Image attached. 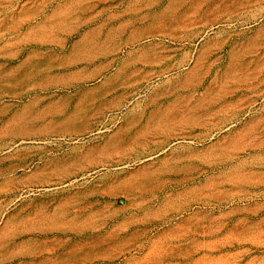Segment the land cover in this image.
<instances>
[{"label":"rangeland","instance_id":"374dc122","mask_svg":"<svg viewBox=\"0 0 264 264\" xmlns=\"http://www.w3.org/2000/svg\"><path fill=\"white\" fill-rule=\"evenodd\" d=\"M0 264H264V0H0Z\"/></svg>","mask_w":264,"mask_h":264}]
</instances>
